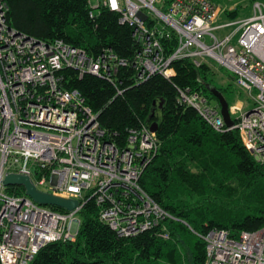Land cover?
Listing matches in <instances>:
<instances>
[{
    "label": "built area",
    "instance_id": "built-area-1",
    "mask_svg": "<svg viewBox=\"0 0 264 264\" xmlns=\"http://www.w3.org/2000/svg\"><path fill=\"white\" fill-rule=\"evenodd\" d=\"M90 17L103 8L132 28L139 44L134 58L111 47L90 55L62 39L41 40L9 25V7L0 0V258L2 264H30L47 244L75 241L79 212L90 198L101 220L120 237H131L175 219L141 186L140 178L160 147L149 126L129 130L125 147L110 141L82 93L64 86L63 70L94 74L118 82L122 66L134 76L170 78L172 64L189 59L197 67H220L236 76L253 100L248 114L230 106L235 125H226L221 107L200 91H180L179 100L197 110L215 131L238 129L246 149L264 163V4L256 1L250 17L221 22L213 0H88ZM227 30L224 35L222 31ZM239 35V36H238ZM236 39V41H235ZM168 41L176 46L168 51ZM259 42L258 49L255 43ZM251 109V110H252ZM30 176L38 189L76 199L79 206L59 212L26 194L7 191V173ZM91 196V197H90ZM161 236L169 238L166 228ZM200 237L203 264H264V227L232 235L214 228Z\"/></svg>",
    "mask_w": 264,
    "mask_h": 264
},
{
    "label": "trees",
    "instance_id": "trees-1",
    "mask_svg": "<svg viewBox=\"0 0 264 264\" xmlns=\"http://www.w3.org/2000/svg\"><path fill=\"white\" fill-rule=\"evenodd\" d=\"M5 1L9 25L41 40L62 39L90 55L111 47L131 60L139 50L131 26L120 23L118 14L108 8L91 18L88 0ZM226 16L236 19L239 11H226ZM166 45L171 51L176 43ZM172 67L175 74L170 78L157 73L140 80L132 64L122 66L117 83L88 73L80 77L73 69L62 75L64 86L82 93L118 147L127 145L129 130L157 124L161 145L140 184L175 219L120 237L101 220V209L90 198L79 212L76 240L47 244L30 264H203L206 245L201 234L221 228L238 235L264 227V163L246 149L238 129L215 131L196 109L179 100L180 91L190 88L218 102L211 91L217 88L231 105L227 93L232 83L216 86L217 71L208 65L197 67L189 59L176 60ZM7 191L25 194L19 186ZM164 228L169 238L160 235Z\"/></svg>",
    "mask_w": 264,
    "mask_h": 264
},
{
    "label": "water",
    "instance_id": "water-1",
    "mask_svg": "<svg viewBox=\"0 0 264 264\" xmlns=\"http://www.w3.org/2000/svg\"><path fill=\"white\" fill-rule=\"evenodd\" d=\"M214 96L217 97L218 103L221 107V114L227 126L232 127L235 125V121L233 120L230 113V105L226 97L223 95L221 91L217 88H211ZM254 112V110H250L248 114ZM157 124L153 123L150 126V129L154 132L157 131ZM2 183L6 187L10 186H19L25 189V194L31 197L35 202L45 205V206H56L63 208L67 211H72L79 206V201L76 199L61 197L49 192H44L37 188L33 179L21 173H12L9 172L2 180Z\"/></svg>",
    "mask_w": 264,
    "mask_h": 264
},
{
    "label": "rangeland",
    "instance_id": "rangeland-1",
    "mask_svg": "<svg viewBox=\"0 0 264 264\" xmlns=\"http://www.w3.org/2000/svg\"><path fill=\"white\" fill-rule=\"evenodd\" d=\"M213 2L215 5L222 7L223 9L227 10L228 12L231 11L230 8L232 6H234V7L236 6L235 8H237L239 11V16L237 19L246 17L245 15H247V14H245V11L248 10L249 8H250V13L248 15L253 14V11H252L253 3H250L249 0H213ZM94 3H95V0H93V4ZM228 20H230V19L227 16H225V18L222 19L221 22H226ZM219 72H221V73L219 74V77L216 79V86H219V87L223 86L222 80L224 81L223 83H226V84H228V82L232 83L231 93H227V96H228L230 103L231 104H237L238 102H241L243 100L246 103L247 107H251L253 105L252 97L240 89V87L236 83V76L232 72H230L227 69L222 68V67H220V69L217 70V74ZM226 84H224V85H226ZM213 101L215 103H217L216 100H213ZM235 118H236V116H235ZM185 224L188 225L187 223H185Z\"/></svg>",
    "mask_w": 264,
    "mask_h": 264
},
{
    "label": "crops",
    "instance_id": "crops-1",
    "mask_svg": "<svg viewBox=\"0 0 264 264\" xmlns=\"http://www.w3.org/2000/svg\"><path fill=\"white\" fill-rule=\"evenodd\" d=\"M256 1H259V2H262L263 4H264V0H249V2L250 3H253V5H254V3L256 2ZM236 7V6H235ZM234 6H232L230 9L231 10H233V9H236ZM220 9H221V12H220V14H219V19H220V21L222 20V19H224L225 18V16H226V11L227 10H225V9H223L222 7H220ZM252 11H253V6H252ZM250 13V8L248 9V10H246L245 11V14H247V15H245L246 17H250L251 15H248ZM246 17H243V18H246ZM226 31L227 30H224V31H222L221 32V34L222 35H224L225 33H226ZM235 41H236V39H235ZM221 72H219L218 74H217V78L219 77V74H220ZM224 81L222 80V85H224V84H226V83H223ZM228 83H231V82H228ZM243 91V90H242ZM246 93V92H245ZM218 103V102H217ZM239 104H241L243 107H244V109L246 110V111H248V110H250L251 108H253V105L251 106V107H247V105H246V103L242 100L241 102H238ZM237 103V104H238ZM219 104V103H218ZM231 105H233V104H231ZM247 107V108H246ZM233 118H235L234 116H233Z\"/></svg>",
    "mask_w": 264,
    "mask_h": 264
},
{
    "label": "bare ground",
    "instance_id": "bare-ground-1",
    "mask_svg": "<svg viewBox=\"0 0 264 264\" xmlns=\"http://www.w3.org/2000/svg\"><path fill=\"white\" fill-rule=\"evenodd\" d=\"M259 45H260V43L259 42H256L255 43V48L258 49Z\"/></svg>",
    "mask_w": 264,
    "mask_h": 264
}]
</instances>
